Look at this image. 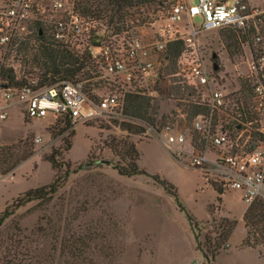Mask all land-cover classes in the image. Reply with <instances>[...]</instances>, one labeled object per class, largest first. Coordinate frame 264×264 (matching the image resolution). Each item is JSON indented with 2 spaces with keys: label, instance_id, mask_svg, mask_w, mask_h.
<instances>
[{
  "label": "rangeland",
  "instance_id": "1",
  "mask_svg": "<svg viewBox=\"0 0 264 264\" xmlns=\"http://www.w3.org/2000/svg\"><path fill=\"white\" fill-rule=\"evenodd\" d=\"M263 1L255 0L253 3ZM188 3L196 5L198 1L188 0ZM142 11V21L145 18L148 19L142 25L138 15L131 18L132 20H127L128 28L119 34L117 40L125 43L136 36L143 37L145 41L154 38L155 29L151 24L161 17H166L168 10L162 12L157 10L153 13L152 10L143 8ZM193 21L196 25L201 23L199 17ZM97 22L94 31L99 32L100 36L95 41L96 45H99L98 43L112 44L115 39L113 30L107 28L105 21ZM226 33L222 30L205 31L198 36V41L205 66L210 70L214 62L216 63L217 70L213 74L216 82L218 86L226 90L229 97H233V93L237 89L241 90L242 84L245 83L241 77L247 73L245 55H248L247 50L242 47L240 51L237 50L238 47L234 49L231 46L228 49L229 41ZM85 39L87 38L83 37L77 41L81 42V50L84 45H93L92 38ZM91 49L93 53L98 51ZM230 50L233 54L229 52ZM158 59L159 55H152L153 61L157 62ZM94 63L97 74L100 75L90 80L98 82L99 86L94 92L95 102L106 94L118 93L121 97L124 96L126 103V95L132 91L124 84L122 78L115 75L104 76L101 63L97 59ZM1 68L13 69L16 78L27 82L39 80L40 71L33 66L29 53L0 55ZM163 72V83L158 87L162 97H149L151 103L158 106L154 126L173 124L178 129L185 130L187 137L193 138L195 142V138L198 139V137L192 130L193 119L191 120L190 116L193 106L204 101L206 91L178 86L175 83L178 79L174 76L176 62L168 60ZM4 84L0 77V105L4 103L1 88ZM240 90L238 97L248 107L250 98L246 92L243 94ZM184 91L190 92L191 96L185 95ZM144 93L142 95L148 97V91L144 90ZM229 102L230 106L219 113L218 124L232 129V125L239 122L234 120L235 113L232 111L231 100ZM175 107L184 113V118L175 117ZM247 114L249 117L252 116L250 113ZM62 119V117L55 119L52 115H47L29 120L24 118L19 107L13 106L8 110L7 119L0 122V148H11L19 155L28 153L29 157L9 173L0 174V212L3 211L5 204L18 194L51 182L53 170L51 165L42 158L50 154L53 147H58L61 138L70 132H74L70 138L71 149L60 159L70 162L72 168H76L85 161L115 163L117 158L114 157L110 147L123 145L122 143L125 142L136 145L140 152L139 168L150 176L123 177L118 175L111 165L104 163L100 166L92 165L77 174H71L65 186L54 196L49 208L37 206V202H31L19 208L14 217L0 227L1 242L7 240L8 229L13 221H17L27 234L43 215L52 213L55 216L64 207L66 220L63 221L72 229L71 231L82 234L87 230H95L99 232L97 243L103 242L114 248L112 264H205L202 254L197 250L185 213L179 210L174 198L152 178L153 175H157L175 187L183 208L200 223L202 235L207 233L208 222L212 220L227 218L237 221V226L227 241L226 250L215 257L213 264H264V248L241 247L245 237L242 215L246 203L242 201L240 192L224 191L218 185L206 182L198 170L189 166L187 158L177 159L160 140H145L142 132L134 135L122 130L121 127L128 122L118 123L97 118L86 123L72 124V128L64 136H60L61 128L54 124ZM138 121L149 124L144 120L138 119ZM241 129H243L242 126ZM248 130L251 131V128L248 127ZM36 136H40L42 141L36 143L34 141ZM211 186L224 195L216 194ZM71 189L79 194L71 196L69 193ZM217 197H220V201L216 200ZM103 236L106 237L101 239ZM3 251V249L0 250V257ZM91 257L100 264H107V257L104 258L99 253Z\"/></svg>",
  "mask_w": 264,
  "mask_h": 264
},
{
  "label": "built area",
  "instance_id": "2",
  "mask_svg": "<svg viewBox=\"0 0 264 264\" xmlns=\"http://www.w3.org/2000/svg\"><path fill=\"white\" fill-rule=\"evenodd\" d=\"M197 1L196 5H190L188 0H170L167 16L151 24L155 29L152 40L136 36L124 43L116 39L119 34H113L112 44L96 45L100 34L94 29L98 22L81 14L82 0H0V55L8 54L33 33L45 29L53 41L72 51L81 54L88 50L94 61L101 63L104 76H118L132 93L145 94L147 90L148 97H162L158 87L163 83V69L169 60L166 48L168 44L181 42L175 83L206 91L200 104L207 111L197 114L192 121V130L198 137L195 142L187 137L185 130L173 124L157 127L128 117L124 112V96L118 93L106 94L96 102L89 99L80 82L62 81L36 90L33 89L36 81L19 88L4 84L0 122L7 119L8 110L13 106L19 107L29 120L52 115L55 119L68 116L73 125L97 118L128 122L143 128V139L160 140L177 159L187 158L189 166L198 170L206 182L224 191L240 192L247 206L264 200V1L255 5L245 0ZM196 17L201 19L199 25L193 21ZM250 25L256 31L250 41L242 45L248 55L244 53L247 73L241 77L250 89L247 107L238 97L240 89L229 97L226 90L218 86L214 67L209 70L204 64L198 36L230 26L246 30ZM83 37L92 38L94 42L81 50V42L77 41ZM91 48L97 49V53ZM152 55H159L157 62L152 60ZM230 100L234 120L239 122L232 125V129L218 124L219 113L230 106ZM238 103L245 113L252 115L248 122L240 119ZM174 115L184 118L178 107ZM34 141L41 142L42 138L36 136Z\"/></svg>",
  "mask_w": 264,
  "mask_h": 264
},
{
  "label": "trees",
  "instance_id": "3",
  "mask_svg": "<svg viewBox=\"0 0 264 264\" xmlns=\"http://www.w3.org/2000/svg\"><path fill=\"white\" fill-rule=\"evenodd\" d=\"M247 1V0H245ZM170 0H82L79 10L82 15L95 19L97 21H105L107 28H111L114 34H122L126 31L127 20L139 16L138 20L142 25L146 19L142 21V9L166 11L170 7ZM133 10L132 12H130ZM143 14V13H142ZM136 20V19H135ZM139 25V26H140ZM226 31V37L229 41L228 49L232 46L240 51L244 42L250 41L251 36L256 29L252 25L246 30H239L233 26L221 29ZM182 50L181 42H173L168 44L166 54L170 62L175 63L177 57ZM233 54V51H229ZM11 53H29L31 62L39 71V80L34 90L56 85L62 81H71L78 83L86 81L83 84V92L89 99H96L95 90H98V82H92L91 79L99 77L95 66V61L90 52L87 50L81 54H77L67 47L55 42L44 31H36L27 40L20 42L14 46L7 55ZM0 77L9 88H19L27 83L24 79L16 78L13 69H0ZM6 80V81H5ZM185 92V91H184ZM183 92V93H184ZM240 92L248 94L250 92L248 83L241 86ZM180 93V90H179ZM191 96L190 92L184 93ZM238 111L241 114L242 121H249V116L244 112L239 103ZM158 106L151 103V98L142 94L130 93L126 95V103L124 107L125 114L134 120H144L154 126ZM207 108L201 104L194 105L190 116L192 120L197 114L205 113ZM57 120L54 126H60L59 135L64 134L72 128V123L68 116ZM122 130H126L131 134L143 132V129L133 124L126 123ZM74 132H70L61 138L58 147H53L51 153L44 155L42 159L51 165L53 170V178L50 183L26 190L18 194L9 203L5 204L3 211L0 212V227L14 217L16 211L24 205L37 202V206L49 208L56 193L65 186L67 178L71 174H77L86 170L92 165L100 166L101 164L111 165L123 177H134L139 175H148L139 168L140 152L136 145L125 143L123 145H113L110 147L117 161H85L80 163L76 168H72V164L68 161H62L60 157L68 153L72 146L70 138ZM29 157L28 153H14L11 148H0V174L5 175L12 171L20 162ZM93 163V164H91ZM64 170V171H63ZM150 176V175H148ZM152 178L158 182L167 194L174 198V201L181 212L185 213L190 230L193 234L197 250L200 251L205 264H213L215 257L226 250L227 241L237 226V221L221 218L208 222L209 228L207 233H201L200 223L196 218L183 208L175 187L168 181L160 179L159 176L153 175ZM217 191V190H216ZM71 196H76L72 189L69 192ZM218 195H222L217 191ZM220 201V197L216 198ZM42 202V204H41ZM64 207L56 213L43 215L37 225L30 230L23 231L17 221H13L7 233V240L0 241V250H4L0 257V264H100L93 257L95 253H99L102 257H107V264L113 263L114 248L102 243H97L99 232L95 230H87L82 234H75L70 229L64 217ZM67 210V209H66ZM67 213V212H65ZM242 222L245 228V237L241 243L242 248L257 249L264 248V200H256L247 206ZM12 230V231H11ZM106 236H103L104 239ZM90 253V255H89ZM98 259V257H97Z\"/></svg>",
  "mask_w": 264,
  "mask_h": 264
},
{
  "label": "crops",
  "instance_id": "4",
  "mask_svg": "<svg viewBox=\"0 0 264 264\" xmlns=\"http://www.w3.org/2000/svg\"><path fill=\"white\" fill-rule=\"evenodd\" d=\"M255 0H247V2L249 3V4H251V5H255L253 2H254ZM256 4H258V3H256ZM14 174V173H13ZM212 187V186H211ZM212 189H214L213 187H212ZM214 191L216 192V194H217V191L214 189ZM224 195V194H223ZM222 195V196H223ZM246 208H247V205H246ZM246 208L244 209V212H245V210H246ZM244 212H243V214H244ZM243 216V215H242ZM245 249H248V248H245Z\"/></svg>",
  "mask_w": 264,
  "mask_h": 264
},
{
  "label": "water",
  "instance_id": "5",
  "mask_svg": "<svg viewBox=\"0 0 264 264\" xmlns=\"http://www.w3.org/2000/svg\"><path fill=\"white\" fill-rule=\"evenodd\" d=\"M96 44H97V43H96ZM213 57H215V56H213ZM213 67H214L215 70L217 69V65H216L215 62H214V64H213ZM1 88H6V86H5V85H1Z\"/></svg>",
  "mask_w": 264,
  "mask_h": 264
}]
</instances>
